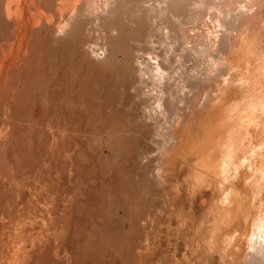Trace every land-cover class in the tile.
Instances as JSON below:
<instances>
[{
  "label": "rangeland",
  "instance_id": "rangeland-1",
  "mask_svg": "<svg viewBox=\"0 0 264 264\" xmlns=\"http://www.w3.org/2000/svg\"><path fill=\"white\" fill-rule=\"evenodd\" d=\"M12 1L0 0V66L6 55L17 67H0V264H264V231L252 235L264 211V149L229 176L204 172L218 164L222 130L228 134L245 106L264 118V0H99L61 35L54 28L72 8L59 16L57 0ZM24 3L31 15L17 11ZM7 12L42 19L19 23ZM7 42L25 48L20 54ZM256 126L240 156L264 139ZM227 192L237 219L225 217ZM212 220L220 232L213 234ZM252 236L255 247L262 240L258 255L248 246Z\"/></svg>",
  "mask_w": 264,
  "mask_h": 264
},
{
  "label": "bare ground",
  "instance_id": "bare-ground-1",
  "mask_svg": "<svg viewBox=\"0 0 264 264\" xmlns=\"http://www.w3.org/2000/svg\"><path fill=\"white\" fill-rule=\"evenodd\" d=\"M17 1H18V0H17ZM31 1H34V0H31ZM31 1H30V4H31ZM38 1H39V0H38ZM41 1H42V0H41ZM46 1H48V0H45V3H43V4L46 5ZM54 1H55V0H54ZM57 1H58V2H57L56 4L60 6V8H58L60 11L58 10L59 12H57V13H59V14H56V11H57V8H56V10H54L56 15H59V16L62 15L61 13H63V12L65 11V7H66V8H67V7L72 8V13L67 17V19H66V21H65V23H64V26L56 27L55 25H52V26H55V27H56V28H54V31L51 29V30L54 32V34H55V31H58V33H59V31H61V30H63V29L65 30V28H67V27H68V29H69V27L72 25V23H74V22L77 23V21H78V20L76 19L77 17H78V18H79L80 16L85 17V16H87L88 14L93 13L95 10L98 9L99 5L101 4V3H100V4L98 3L99 0H57ZM101 1H102V0H101ZM104 1H105V0H104ZM156 1H157V0H156ZM161 1H163V0H161ZM161 1H160V2H161ZM172 1H177V0H172ZM13 2H14V0L12 1V3H13ZM21 2H22V1H21ZM23 2H24V1H23ZM50 2L53 3L52 0H51ZM112 2H113V1H112ZM160 2H159V3H160ZM15 3L17 4V2H15ZM34 3H35V2H34ZM36 3L38 4L39 2H36ZM107 3H109V1H108ZM114 3H115V2H114ZM147 3H149V2H147ZM159 3H158V5H159ZM169 3H170V2H169V0H168V5H169ZM9 4H10V0H9ZM19 4H21V3H19ZM19 4L17 5L18 7L20 6ZM25 4H26V3H24V5L22 6V10H21V8H20V9L18 8L17 11L19 10V11L21 12V11L25 10V9H23V8H28L27 6H25ZM30 4H29V6H30ZM48 4H49V3H47V5H48ZM54 4H55V3H54ZM54 4H53V5H54ZM154 4H157V3L155 2ZM6 5H8V4H6ZM40 5H41V4H40ZM45 5H44V6H45ZM50 5H52V4H49V5L47 6V8H50V7H51ZM57 5H55V6H57ZM101 5H102V4H101ZM151 5H152V4H151ZM163 5H164V4H163ZM170 5H171V4H170ZM14 6H15V5H14ZM34 6H37V5L34 4ZM44 6L42 7V5H41V7L45 10V7H44ZM165 6H167V4H165ZM165 6H162V5H161L160 7H162V8H161L162 10H165L166 8L163 9ZM6 7H7V6H6ZM39 7H40V6H39ZM150 7H151V6H150ZM150 7H149V8H150ZM32 8H33V6H32ZM32 8H31V9H32ZM53 8H54V7H53ZM100 8H101V7H100ZM4 9H5V8H4ZM37 9L41 10V9L38 8V7H37ZM51 9H52V8H51ZM54 9H55V8H54ZM67 9H68V8H67ZM67 9H66V10H67ZM156 9H157V7H156ZM161 9H160V11H161ZM168 9H169V8H168ZM7 10H8L9 13H11L9 9H7ZM14 10H16V6H15V9H14ZM26 10H28V13H29V14L31 13V10H30L29 8L26 9ZM32 10H33V9H32ZM35 10H36V9H35ZM35 10H34V12L40 13L39 10H36V11H35ZM11 11H12V10H11ZM45 11H46V10H45ZM45 11H44V12H45ZM165 11H167V10H165ZM4 12H5V10H4ZM8 12L5 13V15H6V14H9ZM20 12H19V13H20ZM67 12H68V11H67ZM67 12H66V13H67ZM23 13H24V12H23ZM23 13H21V15H23ZM37 13H35V14H36L37 16H39ZM47 13H48V12H47ZM47 13H46V17H47L48 14H49V13H48V14H47ZM64 13H65V12H64ZM64 13H63V14H64ZM66 13H65V14H66ZM96 13H98V12L96 11ZM157 13H158V12H157ZM169 13H170V12H169ZM171 13H172V12H171ZM13 14H14V13H13ZM26 14H27V12H26ZM35 14L33 13V15H35ZM55 14H51V15L56 16ZM65 14H64V15H65ZM94 14H95V13H94ZM153 14H154V13H153ZM14 15L16 16V18L14 17ZM14 15H12V14L10 15V14H9V17L11 16V18H12V16H13L14 19H17V18L19 19V18H20L19 23L22 22V21H25V20H26V21H30V22H31L32 20H35V21H33V23L38 25V23L41 22L40 19H42V17H39V19L36 21L35 17H37V16H35V17L32 16V17H33L32 20H30V19L27 20V19H25V17H24L25 20H22V21H21V19H22L23 17L17 16L16 14H14ZM30 15H31V14H30ZM44 15H45V14H44ZM44 15H43V18L45 17ZM67 15H68V14H66V16H67ZM95 15H96V14H95ZM95 15H94V16H95ZM7 16H8V15H7ZM23 16H26V17H27V15H23ZM40 16H41V14H40ZM62 16H63V15H62ZM170 16H171V15H170ZM173 16H174V15H173ZM46 17H45V18H46ZM82 17H80V18L82 19ZM11 18H10V21H11ZM28 18H30L29 15H28ZM45 18H44V20H45ZM51 18H52V17H51ZM51 18H50V19H51ZM47 19H48V18H47ZM64 19H65V17H64ZM74 19H75V21L73 22ZM7 20H9V19H7ZM12 20H13V19H12ZM44 20H43V21H44ZM15 21H16V20H15ZM58 21H59V19H58ZM30 22H29V23H30ZM37 22H38V23H37ZM54 22H55V20L53 21V23H54ZM11 23H12V22H11ZM17 23H18V20L16 21V24H17ZM26 23H27V22H26ZM26 23H25L26 26L23 25L24 30H25V27H29V26H27L28 23H27V24H26ZM42 23H43V22H42ZM46 23H47V22H46ZM46 23H45V24H46ZM48 23H49V22H48ZM48 23H47V24H48ZM53 23H52V24H53ZM61 23H62V22H61ZM169 23H170V22H169ZM22 24H24V23H22ZM22 24H21L20 32H19V31H16V32L19 33L20 36H21L20 33H22L21 31H24V30L22 29V28H23V27H22ZM45 24H44V25H45ZM54 24H55V23H54ZM12 25H13V24H12ZM31 25H32V27H33V24H31ZM31 25H30V26H31ZM48 25H49V24H48ZM48 25H47V26H48ZM169 25H170V24H169ZM39 26H40V25H39ZM41 26H43V24H42ZM72 26H75V25H72ZM32 27H31V28H32ZM35 27L37 28L38 26L35 25ZM50 27H51V26H49V28H50ZM167 27H169V26L167 25ZM51 28H52V27H51ZM71 28H72V27H71ZM169 28H171V27H169ZM38 29H39V28H38ZM13 30H14V29H13ZM28 30H29V29H27V31H28ZM40 30H41V28H40ZM40 30H39V31H40ZM51 30H50V32H52ZM14 31H15V30H14ZM14 31H12V32L15 34ZM66 31L68 32L67 29H66ZM69 31H70V30H69ZM168 31L171 32V29L168 30ZM53 32H52V33H53ZM62 32H63V34L65 33L64 31H62ZM26 33H29V31L26 32ZM31 33H32V32H31ZM11 34H12V33H11ZM14 34H13V35H14ZM59 34H60V33H59ZM59 34H58V35H59ZM166 34H167V33H166ZM168 34H169V33H168ZM168 34H167V35H168ZM170 34L172 35V32H171ZM19 35H18V34H17V35H14V38H15L16 36H19ZM22 35H24V34H22ZM28 35H29V34H28ZM56 35H57V34H56ZM60 35H61V34H60ZM26 36H27V35H26ZM31 36H32V35H31ZM54 37H55V36H54ZM16 38H17V37H16ZM19 38H20V40H19V42H20V41H21V37H19ZM19 38H18V39H19ZM25 38H27V37H25V35H24V39H25ZM168 38H170V37H168ZM168 38H167V39H168ZM171 38H172V36H171ZM171 38H170V39H171ZM24 39H22V41H23ZM28 39L30 40L31 38L28 37ZM28 39H27V40H28ZM15 40H17V39H15ZM13 41H14V40L12 39V42H13ZM168 41H170V40H168ZM171 41H172V39H171ZM12 42H11V45H10L8 42H7V43H8L9 46H12V44H14V43H12ZM14 42H15V41H14ZM19 42H18V44H21V43L23 44V42H21V43H19ZM165 42H166V40H165ZM27 43H28V42H27ZM4 44H5V43H4ZM18 44H16V45H17L16 51L14 50L15 48H14L13 46H12V48H13L12 50L15 51V52L18 51V53L21 54V52H19V51H22V50L25 48V47H24L25 45H24V46L20 45V49H21V46H22V48H23V47H24V48L21 49V50H17V49H18ZM28 44H30V43H28ZM165 44H166V43H165ZM165 44H163V45H165ZM168 44H169V45L166 46V47H168L167 50L169 51L171 48H169L170 43H168ZM5 45H7V44H5ZM8 45H7V46H3V47H4V48H5V47H8ZM14 45H15V44H14ZM26 47H27V44H26ZM170 47H173V45H171ZM4 48H3V49H4ZM10 48H11V47H10ZM27 48H28V47H27ZM27 48H26V49H27ZM6 49H7V50H6ZM6 49L4 50V52H3V50H2V52H3V53H6V51H7V53H8V52H9V51H8L9 49H8V48H6ZM12 50H11V51H12ZM27 50H28V49H27ZM30 50H31V49H30ZM167 50H166V51H167ZM25 51H26V50H25ZM168 51H167V55H166V57H168V59H169V58H172V57L168 56V54L171 55L172 53L170 52V53H171V54H170V53H168ZM171 51L174 52V49H173V50L171 49ZM22 52H23V51H22ZM7 53H6V54H7ZM12 53H13V52H11V55H14V53H13V54H12ZM18 53H17V54H18ZM24 53H25V52H24ZM123 53H124V52H123ZM158 53H159V52H158ZM17 54H16V55H17ZM20 54H19V55H20ZM25 54H27V53H25ZM120 54H121V53H120ZM0 55H1V54H0ZM7 55H8V54H7ZM11 55H10V56H11ZM16 55H15V56H16ZM117 55H118V54H117ZM162 55H163V54H162ZM162 55H158V56H161V58H162L161 60H162V61L164 60V62H165V61H166V60H165L166 58L163 59ZM172 55H173V54H172ZM172 55H171V56H172ZM2 56H3V55H2ZM8 56H9V55H8ZM15 56H14V57H15ZM17 56H18V55H17ZM0 57H1V56H0ZM18 57H20V56H18ZM18 57H17L18 60L15 58L16 61H15V62L13 61L14 63L20 61V60H19L20 58H18ZM25 57H26V58H25ZM117 57H118V56H117ZM123 57H124V55H123ZM156 57H157V56H156ZM3 58H4V57H3ZM3 58H2L1 60H4L5 58L7 59L6 55H5V58H4V59H3ZM8 58L11 59L12 57H11V58L8 57ZM24 58L27 59V56H24ZM158 58H160V57H158ZM6 59H5V61H6ZM9 59H8V60H9ZM12 59H14V58H12ZM12 59H11V61H12ZM25 59H24V60H25ZM168 59H167V60H168ZM21 60H22V59H21ZM156 60H158V59H156ZM161 60H160V61H161ZM170 60H171V59H170ZM170 60H169L168 62H170ZM5 61H3V62L5 63L6 66H8L7 64H9V63H7V62H5ZM11 61H10V62H11ZM0 62L2 63V61H0ZM157 62H158V61H157ZM6 63H7V64H6ZM14 63H13V64H14ZM159 63H160V62H159ZM161 63H163V62H161ZM10 64H12V63H10ZM20 64H21V63H20ZM156 64H157V63H156ZM0 65H1V64H0ZM5 65L3 64V65L0 66V67L5 68ZM14 65H15V64H14ZM160 65H162V64H158V67H159L158 69H159V70H156V71H158V72H159L160 70L165 69V68L163 67V65L161 66L162 68L160 67ZM11 66H12V65H10V66H8V67H11ZM16 66H18V65H16ZM23 66H24V65H23ZM8 67H7V68H8ZM13 67H14V66H13ZM13 67H11V68H13ZM156 67H157V66H156ZM3 68H2V70H0V71L2 72L1 74H3ZM14 68H16V70H17V67H14ZM149 68H150V67H149ZM153 69H155V68H153ZM153 69H152V71H153ZM4 70H5V69H4ZM11 70H13V69H11ZM6 71H7V70H6ZM163 71H164V70H163ZM144 72H145V71H144ZM164 72L166 73V70H165ZM9 73H11V72L9 71ZM146 73H147V72H146ZM154 73H155V71L152 73L155 77L159 74V73H158L157 75H155ZM156 73H157V72H156ZM165 73H162V74L160 73V76L162 75V81L165 80V79L163 80V75H164ZM1 74H0V75H1ZM168 74H170V72H168L167 75H168ZM7 75H8V74H7ZM10 75H11V74H10ZM10 75H9V77H10ZM16 75H17V74H16ZM146 75H147V74H146ZM167 75H165V77H166ZM11 76H12V75H11ZM147 76H148V75H147ZM158 76H159V75H158ZM168 76H169V75H168ZM3 77H4V76H3ZM9 77H8V80H9V79H12V78H9ZM159 78H160V77H159ZM159 78H157V79H159ZM168 78H169V77H167V79H168ZM171 79H172V78H171ZM159 81H160V79H159ZM226 81H227V80H226ZM5 82H6V81H5ZM7 82H8V81H7ZM160 82H161V81H160ZM164 82H165V81H164ZM164 82H162V83H164ZM228 82H229V81H228ZM1 83H2V81H1ZM2 84H3V83H2ZM1 86H2V85H1ZM1 86H0V87H1ZM5 86H6V85H5ZM5 86H4V87H5ZM7 90H8V89H7ZM2 93H3V92H2ZM2 93H1V94H2ZM160 97H161V101H162L163 98H164V96L162 97V95H160ZM160 97H159V99H160ZM157 98H158V97H157ZM159 99H157V103H160V102H158ZM162 104H163V103H162ZM158 105H159V104H158ZM160 105H161V104H160ZM233 105H234V104H233ZM233 105H231V107H230L229 104H228V108H232ZM225 108H226V107H225ZM225 108H224V109H225ZM158 109H159V108H158ZM233 109H234V108H233ZM228 110H229V109H228ZM164 111H165V110H164ZM159 112H160V111H159ZM226 112H227V111H226ZM226 112H224V113H222V114L224 115ZM228 112H229V111H228ZM230 112H232V111H230ZM160 113H161V112H160ZM160 113H159V114H160ZM233 113H237V111H236V112H233ZM260 113H261V115H262V114L264 115V103H263V105H262V110H261ZM231 114H232V113H231ZM239 114H240V116H238V118H236V121H234L235 123L233 124V126L230 125V127H231V126H232V127L229 128L230 130L228 131V134H227V132H226L227 130H225V129H224L225 131L222 130L223 132H225L224 135H226L227 137L225 136V137H226L225 141L222 139V142L224 141L223 143H220L221 140H220V142H219L220 144H219L218 146H221L222 148H220V147H218V148H220V150L223 149V153L218 149L219 152H220V154H218V155H220V157H221V158H220V157L218 156V157L220 158L218 164H216V165L213 164V163L215 162V160H213V159H212V160H213V163H212L213 165L211 164V165L208 167V166H205V164H204L205 168L208 167V168L206 169V170H208V171H204L203 169H202V170H203L205 173H207L208 176H213L212 173H213L214 171H216V168H219V169H220L219 172H221L223 175H225V176H229L228 173L230 172V170H231L232 168H234V169L236 170V171H234V172H237V171L239 170V168L241 167V164H242L243 161H245L247 158H248V159H249V158H250V159H253V154H254V155L257 154V150H263V149H264V139H263V140L260 142V144L258 145V147H257V149H256L255 151H253V147H252V148L250 149V153H249L248 155H246V154H245V155H242V156L239 155V151L241 152L240 149H241L242 146H243V143H244L245 137L248 136V132H249V129H250V125L253 126V124H255V125H257V126H256L257 129H260V128H261V129H264V127H263V125H262V124L264 123V118L262 119V118L253 117V104H252V106H250V105L245 106V107L239 112ZM239 114H238V115H239ZM223 117L225 118V116H223ZM224 121H226V120H224ZM228 121H229V120H228ZM228 121H227V123H228ZM222 123H223V122H222ZM222 123H221V126L225 125V128L228 127V124H227L226 122L223 123V124H222ZM232 123H233V122H232ZM219 124H220V123H219ZM226 124H227V125H226ZM229 124H231V122H230ZM216 125H217V123H216ZM215 127H217V126H215ZM223 127H224V126H223ZM3 128H4V127H2V130H3ZM218 128H219V129H218ZM221 128H222V127H221ZM221 128H220V126L217 127L216 130H217V129H218V130L215 131V132H218L219 130L221 131ZM214 129H215V128H214ZM214 129H213V130H214ZM4 130H5V129H4ZM4 130H3L2 133H4ZM213 130H212V131L210 130L211 133L213 132ZM222 131H221V132H222ZM240 131H244L245 134L242 135V136H238V135H236V132H240ZM221 132H219L218 135H219ZM2 133H1V134H2ZM213 133H214V132H213ZM256 133H257V132H256ZM214 134H215V133H214ZM216 135H217V133H216ZM222 136H223V133H222ZM222 136H221V138H224V137H222ZM2 137H4V135H3ZM5 137H6V136H5ZM5 137H4V139H5ZM209 137H210V138H214V140L216 139L215 137H213L212 134L209 135ZM257 137H258V134H257ZM221 138H220V139H221ZM4 139H3V140H4ZM206 139H207V138H206ZM204 140H205V139H204ZM255 140H257V138H256ZM207 141H208V142H211V141H213V139H212L211 141H210V139H209V140L207 139ZM218 141H219V139H218ZM218 141H216V142H218ZM203 142H204V141H203ZM206 143H207V142H206ZM251 144H253V142H252ZM251 144H250V146H251ZM216 145H217V144L214 145V148H213V149H215V148L217 147ZM206 146H207V145H206ZM215 146H216V147H215ZM199 147H200V146H199ZM212 147H213V146H212ZM191 148H192V147H191ZM192 149H193V148H192ZM198 149L200 150V148H198ZM218 150H217V152H218ZM196 151L199 152L198 150H196ZM210 151H213V150H210ZM200 153H202V152H199L198 154H200ZM203 153H204V152H203ZM205 153H206V152H205ZM191 154H192V153H191ZM195 154H196V152H195ZM221 154H222V156H221ZM196 155H197V154H196ZM205 155H206V154H205ZM207 155H208V154H207ZM194 156H195V155H194ZM197 156H198V155H197ZM212 157H213V156H212ZM215 157H216V156H215ZM262 157H264V155H262ZM204 158H205V157H204ZM206 159H207V157H206ZM210 160H211V159H210ZM254 160H255V159H254ZM204 161H205V160H204ZM208 162H210V161H208ZM211 162H212V161H211ZM216 162H217V157H216ZM251 162H252V161H251ZM254 162H255V161H253V163H254ZM199 163H201V162H199ZM206 163H207V162H206ZM243 163H244V162H243ZM247 163H250V161L247 162ZM247 163H246L245 165H247ZM207 164H208V163H207ZM197 165H198V164H197ZM245 165H243V167H244ZM260 165H261V164H260ZM202 166H203V163L201 164V167H202ZM252 166H253V165H252ZM160 167H161V166H160ZM199 167H200V164H199ZM247 167H248V165H247ZM247 167H246V168H247ZM196 168H197V166L194 167V169H196ZM202 168H203V167H202ZM197 169H198V168H197ZM199 169H200V168H199ZM242 169H243V168H242ZM244 169H245V168H244ZM249 170H250V168H249ZM249 170H248V172H249ZM203 171H201V172H203ZM240 171H241V170H240ZM240 171H239V172H240ZM255 171H256V170H255ZM255 171H254V172H255ZM263 171H264V168L262 169V172H263ZM194 172H195V171H194ZM219 172H217V173L219 174ZM250 172H252V171H250ZM250 172H249V174H250ZM232 173H233V172H232ZM232 173H231V174H232ZM245 173H246V172H245ZM215 174H216V173H215ZM215 174H214V176H215ZM218 174H216V175H217L218 179H220V177H221L222 175L220 174V176H218ZM198 175H199V174H198ZM202 175L205 176V174H203V173H202ZM240 175H241V174H240ZM240 175H239V177H240ZM197 177H199V176H197ZM197 177L194 176L193 178H196V179H197ZM217 177H216V179H217ZM232 177H233V176H232ZM232 177H231V178H232ZM245 177H247V176H245ZM245 177H244V179H246ZM201 178H204V177L201 176ZM201 178H200V179H201ZM223 178H224V177H222V179H223ZM227 178H228V177H227ZM233 178H234V177H233ZM241 179H242V178H241ZM244 179H243V180H244ZM197 180H198V179H197ZM202 180H203V179H202ZM202 180H200V182H202ZM220 180H221V179H220ZM229 180H231V179H228V181H229ZM236 180H237V178H236ZM243 180H242V181H243ZM252 180H253V179H252ZM193 181H195V179H194ZM203 181H204V180H203ZM232 181H233V180H232ZM248 181H249V180H248ZM240 182H241V180H240ZM198 183H199V181H198ZM198 183H196V184L198 185ZM202 183H203V182H202ZM223 183H224V181H223ZM225 183H227V184H233V182L230 183V182H227V180L225 181ZM225 183H224V184H225ZM235 183H236V182H235ZM237 183H238V181H237ZM260 183H261V182H260ZM217 184H218V182H217ZM238 184H239V183H238ZM249 184H250V183H249ZM252 184H253V183H252ZM197 185H196V187H197ZM225 185H226V184H225ZM225 185H223V186L225 187ZM257 185H258V184H257ZM190 186H191V185H190ZM199 186L201 187L200 183H199L198 187H199ZM245 186H248V184H246ZM216 187H217V185H216ZM233 187H235V186H233ZM244 188H245V187H244ZM244 188H243V189H244ZM203 189H204V188H203ZM222 189H223V187H222ZM250 189H252V188H250ZM197 190H198V189H197ZM216 190H217V189H216ZM229 190H230V189H229ZM195 191H196V189H195ZM205 191H206V190H205ZM213 191H214V190H213ZM220 191H221V190H220ZM199 192L201 193L202 191H199ZM206 192H207V191H206ZM208 192H209V191H208ZM222 192H223V191H222ZM194 193H196V192H194ZM211 193H213V192H211ZM231 193H232V192H231ZM236 193H237V192H236ZM201 194H202V193H201ZM215 194H217V193L215 192L214 195H215ZM202 195H204V194H202ZM212 195H213V194H212ZM236 196H237V195H236ZM201 197H202V196H201ZM239 197H240V196H239ZM243 198H244V197H243ZM236 199H238V198H236ZM241 199H242V198H241ZM237 201H238V200H237ZM244 201H245V200H244ZM244 201H243V202H244ZM202 202H203V201H202ZM246 202H247V201H246ZM258 202H259V201H258ZM258 202H257V203H258ZM221 203H222L221 205L224 206V207H223V210L225 211V217L227 218V216H228V217L230 218V220L233 219V218H235V217H236V216H235L236 214H235V215L232 214L233 209H234V204H235V203H234V200H233V198H232V196L230 195L229 192H227V193L224 194V196L222 197V201H221ZM208 204H209V201H208ZM240 204H241V203H240ZM238 205H239V202H238ZM241 205H242V204H241ZM244 205H245V204H244ZM260 207H261V206H260ZM49 208H50V207H49ZM49 208H48V209H49ZM210 208H211V206H210ZM237 209H238V208H237ZM237 209H236V210H237ZM239 209H240V208H239ZM262 209H263V208H262ZM210 210H211V209H210ZM219 211H220V210H219ZM239 211H241V209H240ZM258 211H259V210H258ZM262 211H263V210H262ZM210 212H212V211H210ZM222 212H223V211H222ZM237 212H238V211H237ZM212 213H213V212H212ZM212 213H210V216H211ZM217 213H218V212H217ZM217 213H216L215 215H217ZM212 215H213V214H212ZM215 215H214V216H215ZM50 216H51V215H50ZM210 216H209V218H210ZM207 217H208V216H207ZM243 217H244V216H243ZM209 218H208V219H209ZM212 218H214V217L212 216ZM212 218H211V219H212ZM216 218H217V217H216ZM218 218H219V217H218ZM248 218H249V215H248ZM250 218H251V217H250ZM236 219H237V217H236ZM214 220H215V219H214ZM222 220H223V219H222ZM224 220L226 221V219H224ZM234 220H235V219H234ZM239 220H240V217H239ZM250 220H251V219H250ZM182 221H183V220H182ZM188 221H189V220H188ZM207 221L209 222V220H207ZM212 221H213V220H212ZM217 221H218V220H217ZM236 221H237V220H236ZM236 221H234V224H236V223H235ZM242 221H243V220H242ZM186 222H187V221H186ZM202 222H203V221H202ZM215 222H216V220H215ZM215 222L213 221V223H215ZM223 222H224V221H223ZM231 222H232V221H231ZM244 222H245V221H244ZM16 223H17V222H16ZM182 223H183V222H181V224H182ZM181 224H180V225H181ZM200 224H202V223H200ZM203 224H204V223H203ZM205 224H206V223H205ZM207 224H208V223H207ZM219 224L223 225L224 223H223V224H222V223H219ZM226 224H227V223H226ZM229 224H230V223H229ZM208 225H210V224H208ZM181 226H182V225H181ZM199 226H200V225H199ZM199 226H198V227H199ZM203 226H204V225H203ZM213 226H214V225H213ZM226 226H227V225H226ZM238 226H239V225H238ZM146 227H147V226H146ZM196 227H197V226H196ZM205 227H206V226H205ZM217 227H219V226H217V223H215V226L213 227V231H212L213 234H214V232L216 231ZM223 227H224V226H223ZM230 227H231V226H230ZM230 227H228V228H230ZM240 227H241V226H240ZM34 228H35V227H34ZM201 228H202V226H201ZM208 228H209V226H208ZM237 228L239 229V227H237ZM196 229H197V228H196ZM203 229H204V228H203ZM203 229H202V230H203ZM219 229H220V228H219ZM219 229H217V231H218ZM225 229H226V228H225ZM246 229H247V228H246ZM197 230H198V229H197ZM209 230H210V229H209ZM211 230H212V229H211ZM235 230H236V229H235ZM247 230H248V229H247ZM5 231H6V230H5ZM217 231H216V233H217ZM220 231H221V230H220ZM220 231H218V232H220ZM236 231H238V230H236ZM245 231H246V230H245ZM245 231H244V232H245ZM249 231H250V230H249ZM249 231H248V232H249ZM262 231H264V211H263V214H259V215H257V216L253 219V221H252V235H253V234H254V235H256V234H260V233H262ZM198 232H199V230H198ZM208 232H209V231H208ZM6 233H7V232H6ZM32 233H33V232H32ZM196 233H197V232H196ZM204 233H205V232H204ZM206 233H207V232H206ZM206 233H205V234H206ZM238 233H239V232H238ZM238 233H236V234H238ZM211 234H212V233H211ZM239 234H241V233H239ZM239 234H238V235H239ZM209 235H210V234H209ZM209 235H208V236H209ZM242 235H243V233H242ZM200 236H201V234H200ZM211 236H212V235H211ZM211 236H210V237H211ZM213 236H214V235H213ZM236 236H237V235H236ZM263 236H264V234H263ZM197 237H198V236H197ZM201 237H202V236H201ZM215 237H217V236H215ZM206 238H208V237H206ZM230 238H231V237H230ZM230 238H226V239H225L226 243L229 242ZM235 238H237V237H235ZM235 238H233L232 240H234ZM245 238H246V236H245ZM256 238H258V237H256ZM260 238H262V237H260ZM260 238H258V239H260ZM263 238H264V237H263ZM263 238H262V239H263ZM195 239H196V238H195ZM209 239H210V238H209ZM239 239H240V237H239ZM242 239H243V237H242ZM247 239H248V238H247ZM200 240H201V239H200ZM205 240L208 241V239H205ZM243 240H244V239H243ZM243 240H242V241H243ZM248 240H249V245H248V246L250 247V249H251L252 251H255V248H257L258 245H259V243L262 241V240L260 239L261 241L259 240L260 242H258V245L255 247L254 244H255V242H257V241H255V242L253 241V236L250 237ZM212 241H213V240H212ZM212 241H211V242H212ZM246 241H247V240H246ZM211 242H210V243H211ZM247 242H248V241H247ZM253 242H254V243H253ZM205 243H206V242H205ZM231 243L233 244V242H231ZM231 243H230V246H231ZM236 243H237V241H236ZM242 243H243V242H242ZM145 244H146V243H145ZM187 244H188V243H187ZM212 244H213V242H212ZM256 244H257V243H256ZM262 244H263V246H264V242H263ZM26 245H27V244H26ZM199 245H200V244H199ZM202 245H204V244H202ZM206 245H207V244H206ZM240 245H242V244H240ZM244 245H245V244H244ZM260 245H261V244H260ZM260 245H259L258 249L261 248ZM147 246H149V244H148ZM213 246H215V245H213ZM232 246H233V245H232ZM144 247H145V245H144ZM189 247H190V246H189ZM202 247H203V246H202ZM209 247H211V246H209ZM238 247H239V246H238ZM243 247H244V246H243ZM199 248H200V246H199ZM199 248H198V249H199ZM205 248L207 249V247H205ZM212 248H213V247H212ZM212 248H211V249H212ZM225 248H226V247H225ZM228 248H229V246H228ZM232 248H234V247H232ZM232 248H230V249H232ZM146 249H147V248H146ZM146 249H145V250H146ZM148 249H149V251H150V247H148ZM201 250H202V249H201ZM222 250H223V249H222ZM251 250H250V251H251ZM149 251H147V252L144 251V252L148 253ZM211 251L213 252V249H212ZM223 251H224V250H223ZM238 251H239V249H238ZM240 251H241V250H240ZM242 251L244 252V250H242ZM242 251H241V252H242ZM250 251H249V252H250ZM201 252H202V251H201ZM207 252H208V250H207ZM207 252H206V254H207ZM226 252H228V251H226ZM241 252H240V253H241ZM256 252H257V251H255L254 253H256ZM29 253H30V252H29ZM29 253H28V254H29ZM142 253H143V252H142ZM146 253H145V254H146ZM208 253H210V252H208ZM223 253H224V252H223ZM223 253H222V254H223ZM252 253H253V252H252ZM220 254H221V253H220ZM222 254H221V257H224V256H222ZM224 254L226 255V253H224ZM237 254H239V252H237ZM246 254H247V253H246ZM256 254L258 255V254H259V251H258V253H256ZM262 254H264V252L262 253L261 250H260V256H261ZM25 255H27V254H25ZM25 255H24V256H25ZM214 255H215V254H214ZM248 255H249V253H248ZM250 255H251V254H250ZM250 255H249V257L252 258L253 254H252L251 256H250ZM241 256H242V255H241ZM211 257H212V256H211ZM246 257L248 258V256H246ZM246 257H245V258H246ZM262 257H264V256L262 255ZM145 258H146V256H145ZM153 258H154V257H153ZM247 258L245 259V261H247ZM250 258H248V259H250ZM259 258H260V257H259ZM17 259H18V258H17ZM23 259H24V258H23ZM150 259H151V257L149 258V260H150ZM261 259H262V258H261ZM24 260H25V259H24ZM24 260H22V261H24ZM143 260H144V259H143ZM212 260H213V259H212ZM251 260H252V259H251ZM257 260H258V259H257ZM262 260H264V259H262ZM22 261H18V262H19V263L21 262V264H22ZM248 261H250V260H248ZM16 262H17V260H16ZM150 262H151V261H150ZM252 262L255 263L254 258H253V260H252L250 263L252 264ZM256 262H258V263H256V264H260L259 261H256ZM19 263H16V264H19ZM26 263H28V262H26ZM250 263H249V264H250ZM14 264H15V263H14ZM23 264H24V263H23ZM146 264H147V263H146Z\"/></svg>",
  "mask_w": 264,
  "mask_h": 264
}]
</instances>
